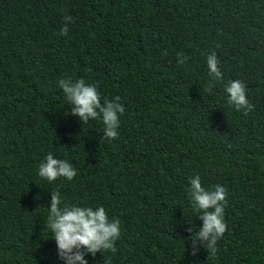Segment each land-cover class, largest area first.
<instances>
[{
  "label": "trees",
  "instance_id": "1",
  "mask_svg": "<svg viewBox=\"0 0 264 264\" xmlns=\"http://www.w3.org/2000/svg\"><path fill=\"white\" fill-rule=\"evenodd\" d=\"M212 51L223 79L207 92ZM68 77L120 97L118 138L70 114ZM237 79L248 115L228 104ZM50 152L72 180L38 175ZM195 175L228 192L214 255H192ZM53 190L120 220L117 251L88 264H264V0H0V264H65L46 227Z\"/></svg>",
  "mask_w": 264,
  "mask_h": 264
},
{
  "label": "clouds",
  "instance_id": "2",
  "mask_svg": "<svg viewBox=\"0 0 264 264\" xmlns=\"http://www.w3.org/2000/svg\"><path fill=\"white\" fill-rule=\"evenodd\" d=\"M71 15L64 16V24L61 34H68V25L73 23ZM188 57L183 52L177 54V63L184 64ZM207 67L210 80L204 87V91L211 92L214 82L223 79V73L219 66V59L215 51L207 55ZM58 87L63 91L65 99L71 105L70 114L76 115L83 122L90 119L102 120L104 138L108 140L118 138V127L120 115L125 112L124 106L119 103L120 97L115 100L104 99L94 84H88L83 78L73 81L71 77L58 81ZM228 95V104L233 105L237 111H243L248 115L254 111V105L249 102L246 93V85L241 80H230L225 85ZM38 175L49 182L60 177L72 180L77 175V170L67 160L55 158L50 152L45 160L40 163ZM190 188L188 196L197 216L203 221L199 231H195L192 224L187 231L192 233V255L199 252L203 247L210 253L217 252L218 241L227 230L224 220V211L228 203L227 188L217 184L211 190L202 186L201 177L195 175L189 177ZM46 227L50 229L56 241L58 257L65 264H88L85 258L87 254L95 257L97 252L117 251L116 241L121 234L120 220L109 219L106 209L99 206L93 209L90 206H78L62 204L59 190H53L51 195V206L48 207ZM104 264H110L104 260Z\"/></svg>",
  "mask_w": 264,
  "mask_h": 264
}]
</instances>
